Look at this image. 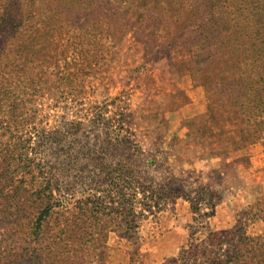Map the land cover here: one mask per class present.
<instances>
[{"label":"rangeland","instance_id":"1","mask_svg":"<svg viewBox=\"0 0 264 264\" xmlns=\"http://www.w3.org/2000/svg\"><path fill=\"white\" fill-rule=\"evenodd\" d=\"M29 37L35 58L18 52ZM232 74L264 76V0H0V76L9 83L0 89L24 102L31 88L64 91L28 105L37 115L23 139L34 128L62 137L40 158L30 142L29 157H45L44 173L65 172L55 192L65 203L103 198L109 186L125 192L134 176L145 264H168L235 225L245 249L251 238L264 251V128L250 129L246 149L233 143L243 119L263 120L255 104H229L248 91L222 80ZM160 186L154 202L144 200L141 191ZM155 203L151 214L144 206ZM110 247L130 250L114 235ZM218 249L231 248L209 250ZM123 256L116 264H127Z\"/></svg>","mask_w":264,"mask_h":264},{"label":"trees","instance_id":"2","mask_svg":"<svg viewBox=\"0 0 264 264\" xmlns=\"http://www.w3.org/2000/svg\"><path fill=\"white\" fill-rule=\"evenodd\" d=\"M30 37L22 41L18 52L32 49L26 54L35 58L39 50H34L36 44ZM222 80L231 87L247 85L248 91L240 93L243 94L242 102L229 104L240 109L255 104L258 116L263 120L255 123L242 120L244 135L233 143L243 144L236 145L235 151L241 147L246 149L252 142L250 129L253 126L264 128V76L232 74ZM10 82L13 83L14 79ZM8 84L6 77L0 76V86ZM62 92L31 88L27 94L30 100L24 102V98L15 97L8 89H0V264H116L123 253L125 256L121 259L127 260V264H145L138 249L136 229L141 227V220L136 214L139 193L134 176L128 178L134 187L126 188L125 192L109 186L103 198L94 194L65 203L55 194L65 172L53 166L44 173L39 165L46 161L45 157L36 165L27 153L30 142L35 145L39 158V149L47 142L60 145L62 137L58 138V132L34 128L36 135L26 140L23 131L26 132L24 128L28 121L36 119L37 115L28 105L41 98L54 99L58 94V100H61ZM214 96H218L217 93L210 91L209 98ZM247 115L245 111L243 117ZM220 143L225 147L227 141L221 140ZM70 157L66 155V159L72 160ZM97 160L96 156H91L89 163L97 166ZM149 165L156 164L152 161L144 166ZM163 192V186L141 191L144 200L151 202ZM144 207L152 214L158 204ZM112 235L120 242L125 241L130 250L115 255L116 250L110 247ZM245 237L246 232L239 225H235L233 231L211 233L190 244V248L182 249L179 256L170 259L168 264H254L253 260L259 258H262L260 264H264V251L251 238L245 249ZM224 245L231 249L222 254L218 249L211 254L210 248Z\"/></svg>","mask_w":264,"mask_h":264}]
</instances>
